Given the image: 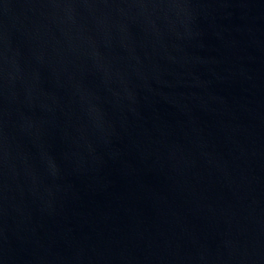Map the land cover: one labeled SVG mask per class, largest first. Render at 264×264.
<instances>
[{
	"label": "water",
	"instance_id": "obj_1",
	"mask_svg": "<svg viewBox=\"0 0 264 264\" xmlns=\"http://www.w3.org/2000/svg\"><path fill=\"white\" fill-rule=\"evenodd\" d=\"M0 264H264V0H0Z\"/></svg>",
	"mask_w": 264,
	"mask_h": 264
}]
</instances>
